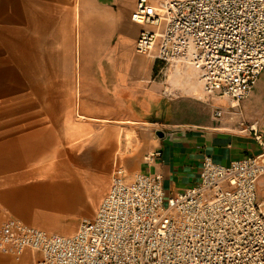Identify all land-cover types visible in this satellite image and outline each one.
<instances>
[{"label":"crops","instance_id":"crops-1","mask_svg":"<svg viewBox=\"0 0 264 264\" xmlns=\"http://www.w3.org/2000/svg\"><path fill=\"white\" fill-rule=\"evenodd\" d=\"M48 10L56 12L55 17H46ZM64 11V0H0V222L16 218L34 226L38 216L56 221L67 215L79 216L80 221V214L89 211L80 210V204L87 202L84 182L90 186L92 181L107 178L118 149L119 164L128 171L162 174L168 196L197 184L206 156L227 166L260 154L255 133L264 137V70L239 109L217 119L207 100L189 93L172 97L167 90L163 92L165 81L160 77L162 72H157L156 60L146 56L153 62H145L135 47L125 78H121L111 65L110 53L101 46L114 28L112 19L105 20V41L88 45L85 40L94 36L97 21L83 17L82 49L88 47L93 53L88 60L84 57L78 71L65 68L63 50L60 56H52V62L47 54L34 55L32 43L47 42L50 33L54 35L51 41L61 34L64 44ZM32 23L37 27L34 30ZM124 23L117 37L136 42L141 25L132 19ZM32 56L45 58L40 72L44 78L39 82L31 77L36 73ZM2 59L8 63L2 65ZM7 65V71L2 69ZM3 74L14 77L2 82ZM77 108L86 117L83 121L77 119ZM67 126H72L73 134L76 131L71 144L63 141ZM124 130L134 133L137 140L131 152L124 150L121 138L118 145L114 141L120 132L124 139ZM50 145L57 148L55 165L51 173L34 178L35 154ZM155 151L161 152L160 157L147 162L146 155ZM82 154L89 155L87 162L77 158ZM66 159L72 160L73 171L89 172L84 182L76 173H62ZM0 255V264L12 263L7 257L11 255ZM24 255L35 264L37 254L26 251Z\"/></svg>","mask_w":264,"mask_h":264},{"label":"built area","instance_id":"built-area-1","mask_svg":"<svg viewBox=\"0 0 264 264\" xmlns=\"http://www.w3.org/2000/svg\"><path fill=\"white\" fill-rule=\"evenodd\" d=\"M131 19L141 25L136 53L191 65L217 119L239 109L264 70V0H136ZM255 139L260 154L227 166L206 156L197 184L171 196L162 174L118 166L74 234L9 218L0 254L30 251L35 264H264V137Z\"/></svg>","mask_w":264,"mask_h":264},{"label":"bare ground","instance_id":"bare-ground-1","mask_svg":"<svg viewBox=\"0 0 264 264\" xmlns=\"http://www.w3.org/2000/svg\"><path fill=\"white\" fill-rule=\"evenodd\" d=\"M123 2L125 0H122ZM100 3L104 4L103 7H101ZM108 0H77L74 8H73V19L72 21L75 23L73 27L69 28L70 30L65 31L63 38L65 37L64 44L61 40V34L59 36V39L56 41L53 39L52 41L50 38H52V34L48 36L47 42L42 41L38 43H32V46L34 47L33 54L43 53L44 55L47 54L49 58V62H52V56L55 55L57 57V54L60 56L61 51L63 50L65 56L72 52V43L70 42L71 34L74 35L75 38V52L77 56V63L80 60L81 56V50L83 48V42H82V32H81V26L83 24V12L86 9L87 13L90 12H102L106 11L109 7ZM104 8V9H102ZM122 11L125 10V7L122 6ZM120 8V9H121ZM67 21V20H66ZM114 24V19L112 20ZM31 29L37 28L35 26V23H32ZM41 31V27H40ZM33 32V31H32ZM37 34V33H36ZM44 35V34H43ZM45 40V39H44ZM50 40V41H49ZM106 42L102 43L101 46L106 48V50L110 53L111 59H112V67L117 69V71L120 73L121 78H125L123 74L125 71H127L128 66L130 64V61L132 60V56L135 53L134 47H135V40L131 39L129 37H122L114 34V29L111 32V35H107ZM42 43V44H40ZM43 47L44 52H41V49ZM58 52V53H57ZM31 53V52H30ZM56 53V54H55ZM70 55H68L69 57ZM79 57V59H78ZM45 61V58L43 57L42 60L40 58H37L35 56H32L30 62H32V65L34 67V71L36 72L31 77L34 82H39L41 78H44V75H41V63ZM185 65V64H184ZM198 72L195 70L191 65L183 66L180 64L179 61H173L171 62V65L169 66L167 70V76L165 80V88L166 90H170V94H177V93H189L192 95H198L200 92L198 84ZM204 94V93H203ZM198 95L199 98L204 99V95ZM75 114L77 116V119L84 120L86 119L85 116L82 115L80 110L77 108L75 110ZM67 125V124H66ZM76 131L73 134L72 126H67L65 128V133L63 134V141L66 144H71L73 140L76 138ZM114 141L119 144L120 137L119 134L115 137ZM49 148L39 149V153L35 154L36 163L33 164V167H35L32 171V175L34 178L44 177L47 174L51 173L49 172L50 169L55 165L56 159H57V152H56V145L55 146H48ZM72 150V149H71ZM120 155L119 149L116 150L112 156L113 166L109 170V175L107 178H102L99 180V182L92 181L90 186H86L85 178L89 175V172L86 170H79L76 168L73 171V168L71 166L72 160L66 159L65 163L62 165V173L66 176H73L78 175L81 177L82 181L85 183V192L87 195V202H82L80 204V210H90L95 211L99 207L102 199L104 198L105 194L110 189L111 183H112V176H113V170L116 168L120 163ZM81 160V162H87L89 159L88 154H82L80 157H77ZM61 166V167H62ZM127 170V169H126ZM262 183H264V177L262 178ZM64 218V220L62 219ZM79 216H64L60 217L56 221L54 220H48L44 216H38L35 221L32 222V224L36 227L42 228L46 231L58 233V234H74L77 229L78 225L77 222L79 221ZM30 257L25 256L22 257L21 260L18 262L19 264H30Z\"/></svg>","mask_w":264,"mask_h":264},{"label":"rangeland","instance_id":"rangeland-1","mask_svg":"<svg viewBox=\"0 0 264 264\" xmlns=\"http://www.w3.org/2000/svg\"><path fill=\"white\" fill-rule=\"evenodd\" d=\"M76 1L77 0H64V3H65L64 18H65V21L67 20L65 22L64 32L70 30L69 29L70 26L73 25V23H72L73 22L72 21V19H73V8H74V5H75ZM135 1L136 0H125L123 2L122 0H108L110 6L108 7V9L106 11H102V12L98 11V12H93V13L90 12V13H86V14L83 13L82 16L84 18L91 19L93 21H97L96 23H94L95 25L92 23L94 25L93 29L95 30L94 36L92 38H90V39H86L85 40V44H88V45L90 43H92V44L95 43L96 44V43H102L103 41H105V32L108 30L107 27L104 26L106 24L105 20H108V19H112V20L114 19L115 20L114 21V28H113L115 35H117L119 28L121 29L120 31H122V29H124V27H123L124 21L126 23L131 21V19H130L131 18V11H132V9L134 7ZM122 6L125 7V10H123V11H122V8H121ZM102 9H104V8H102ZM110 11H111V13H110ZM55 15H56V12L48 10V14L46 15V17L48 16L50 19H52V17L53 16L55 17ZM119 23L121 24L120 27L118 26ZM126 23H124V24H126ZM140 29H141V26L138 27V32L140 31ZM3 32H5V31H3ZM138 32H137V34H138ZM6 33H8V32L6 31ZM50 34H52V33H50ZM69 38H70V42L72 43V52H71V54L68 53L65 56L64 65H65L66 69L67 68L70 69V68L74 67L78 71V69L81 68L82 65H83L84 57L86 56V58L88 60L89 56L93 52L89 51L88 47H87L86 50L82 49L81 52H80L81 53L80 60L77 63L76 62L77 61V56H76V52L74 50V48H75L74 35L71 34V37H69ZM63 40H64V42L66 41L65 38ZM68 55H70V56L68 57ZM138 56H141V55H138ZM141 57L145 60V62H147L148 60L152 61V59H147L146 56H141ZM78 59H79V57H78ZM6 61H7V59L6 60L2 59V65ZM6 63H8V62H6ZM154 63H156L158 65L157 72L159 70L162 72L160 77H162L163 81H165L166 80V76L164 74L167 72V70H168L169 66L171 65V63L167 64L165 62H161V61H157V60ZM180 64H182V63H180ZM182 65L183 66H187V65H184V64H182ZM2 67H3L2 69L6 70V71L8 70L7 69L8 65L7 66H2ZM13 77L14 76H12V75L3 74L1 76L2 82H8ZM198 87H199V90H200L198 95H202L203 92H202L200 83L198 84ZM165 91H166V88H165V84H164L163 85V92H165ZM166 92H167V94L171 93L170 90H168ZM183 94H185V93L171 94V96L175 97V96H181ZM198 95H193V96L196 97V98H199ZM204 100H207L206 96H205ZM221 102L223 104H225L223 101H221ZM4 107H7V104ZM123 132L126 135H125V137L123 139L122 138V134L123 133L120 132V138H121L123 144L125 142L124 150L126 152H131V151H133L136 148V143L135 142L137 140H136L135 134L132 133V132L125 131V130ZM118 166H122V165L119 164ZM122 168H124L126 170V168L124 166H122ZM115 172H116V168H114V170H113V175H114ZM126 172L129 173V174L135 175L139 171H137V170H130V171L126 170ZM261 182H262V180H261ZM261 184H264V183H261ZM261 190H263V188H261ZM93 213L94 212L91 211V210H89L88 212H82L80 214V219L81 220L79 221L78 224H80L82 219L91 217L93 215ZM0 256H2V255H0ZM7 257L12 258V263L11 264H19L18 262L22 258V256L17 257V256H12V255L11 256H7ZM29 260H30V264H33V262H32L33 259H29ZM36 260H37V256H36V258H34V261H36ZM0 263H1V261H0ZM2 264H10V263L8 261H5V262H2Z\"/></svg>","mask_w":264,"mask_h":264}]
</instances>
